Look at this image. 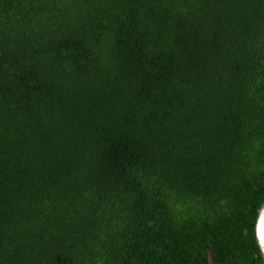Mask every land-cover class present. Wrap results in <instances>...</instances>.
<instances>
[{"label":"trees","instance_id":"trees-1","mask_svg":"<svg viewBox=\"0 0 264 264\" xmlns=\"http://www.w3.org/2000/svg\"><path fill=\"white\" fill-rule=\"evenodd\" d=\"M264 0H0V264H264Z\"/></svg>","mask_w":264,"mask_h":264},{"label":"water","instance_id":"water-1","mask_svg":"<svg viewBox=\"0 0 264 264\" xmlns=\"http://www.w3.org/2000/svg\"><path fill=\"white\" fill-rule=\"evenodd\" d=\"M255 237L262 257H264V204L259 210L255 224Z\"/></svg>","mask_w":264,"mask_h":264}]
</instances>
